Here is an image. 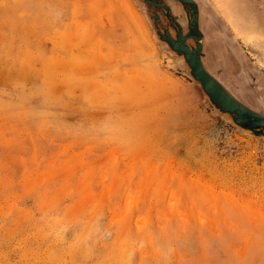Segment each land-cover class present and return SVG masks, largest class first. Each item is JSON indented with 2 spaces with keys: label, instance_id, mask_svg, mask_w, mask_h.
I'll return each mask as SVG.
<instances>
[{
  "label": "rangeland",
  "instance_id": "374dc122",
  "mask_svg": "<svg viewBox=\"0 0 264 264\" xmlns=\"http://www.w3.org/2000/svg\"><path fill=\"white\" fill-rule=\"evenodd\" d=\"M205 3L221 79L264 112L261 9ZM0 264H264V139L215 112L142 0H0Z\"/></svg>",
  "mask_w": 264,
  "mask_h": 264
},
{
  "label": "water",
  "instance_id": "95a60500",
  "mask_svg": "<svg viewBox=\"0 0 264 264\" xmlns=\"http://www.w3.org/2000/svg\"><path fill=\"white\" fill-rule=\"evenodd\" d=\"M142 1L146 6V12L153 23L157 36L166 42L172 51L183 55L191 77L195 80L215 112L243 134L264 139V114L248 107L233 97L203 67L200 59L201 34L197 28V12L193 1L179 0L185 9L189 10L191 19L189 20V33L186 36H182L180 30L174 29L175 38L170 35L167 29L163 28L161 23L164 13L163 9L167 11L166 16L170 18L169 9L164 5V1ZM170 20L171 22L173 21L172 18ZM171 22L170 25L173 26ZM187 38H192L195 41L194 47H190L186 43Z\"/></svg>",
  "mask_w": 264,
  "mask_h": 264
},
{
  "label": "flooded vegetation",
  "instance_id": "af4514ba",
  "mask_svg": "<svg viewBox=\"0 0 264 264\" xmlns=\"http://www.w3.org/2000/svg\"><path fill=\"white\" fill-rule=\"evenodd\" d=\"M164 5L169 9V17L166 16L167 11L163 9V17L161 19V23L163 28L167 29L170 33V35L175 38V30H180L182 36H186L189 33V20L191 19V15L189 10H186L184 5L179 0H163ZM195 4L196 12H197V28L199 33L201 34V51H200V59L202 62L203 67L215 78L217 79L223 87L231 94L233 97H235L237 100H239L241 103L247 105L248 107L258 111L261 114H264V112L259 109L260 103L262 102L261 98H254L251 94H247L246 92H243V94H233V90L230 91L225 83L223 82V79H221V74L224 69V73L228 75L229 73V60L227 53V43H223V37L221 35V28L218 22L216 21L215 17L209 16L210 24L203 27L202 26V16L203 12L205 10H210L209 6L206 5L205 0H191ZM254 2L259 6L261 9L260 11L264 15V0H254ZM176 3V4H175ZM177 10L182 15V17L179 16L177 13ZM172 18V22L171 19ZM170 22L173 26L170 25ZM174 27V28H173ZM214 37V40L213 38ZM210 38V40H209ZM167 46L168 44L164 42ZM186 43L190 47L195 46V41L192 38H187ZM168 48L171 50V48L168 46ZM179 56L182 62H184L187 66V63L185 62L183 55L176 52ZM188 68V66H187ZM214 70V71H213ZM243 91V90H242ZM243 95V96H242Z\"/></svg>",
  "mask_w": 264,
  "mask_h": 264
}]
</instances>
